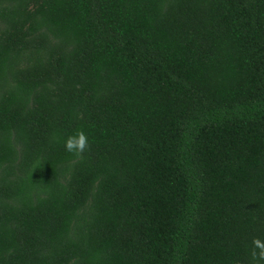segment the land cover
I'll return each instance as SVG.
<instances>
[{"label":"trees","instance_id":"1","mask_svg":"<svg viewBox=\"0 0 264 264\" xmlns=\"http://www.w3.org/2000/svg\"><path fill=\"white\" fill-rule=\"evenodd\" d=\"M256 238L264 0H0V264H264Z\"/></svg>","mask_w":264,"mask_h":264},{"label":"clouds","instance_id":"2","mask_svg":"<svg viewBox=\"0 0 264 264\" xmlns=\"http://www.w3.org/2000/svg\"><path fill=\"white\" fill-rule=\"evenodd\" d=\"M65 150L67 152L73 153L76 156H82L85 150L88 149V137L81 130L77 132L74 136H69L65 141ZM254 249L252 252V257L254 260L264 259V242H261L260 239L256 238L253 240ZM256 249H259V253L256 252Z\"/></svg>","mask_w":264,"mask_h":264}]
</instances>
